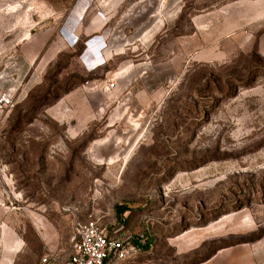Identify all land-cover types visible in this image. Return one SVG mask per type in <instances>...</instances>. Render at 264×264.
Wrapping results in <instances>:
<instances>
[{
    "label": "rangeland",
    "instance_id": "374dc122",
    "mask_svg": "<svg viewBox=\"0 0 264 264\" xmlns=\"http://www.w3.org/2000/svg\"><path fill=\"white\" fill-rule=\"evenodd\" d=\"M76 2L0 0V264L95 209L117 264H264V0Z\"/></svg>",
    "mask_w": 264,
    "mask_h": 264
},
{
    "label": "built area",
    "instance_id": "2783aa9c",
    "mask_svg": "<svg viewBox=\"0 0 264 264\" xmlns=\"http://www.w3.org/2000/svg\"><path fill=\"white\" fill-rule=\"evenodd\" d=\"M115 82L106 85L107 90ZM106 214L95 209L92 215L75 224L69 248H61L46 254L41 264H117L135 257L144 242V235L110 231L103 226Z\"/></svg>",
    "mask_w": 264,
    "mask_h": 264
},
{
    "label": "crops",
    "instance_id": "0c3cea01",
    "mask_svg": "<svg viewBox=\"0 0 264 264\" xmlns=\"http://www.w3.org/2000/svg\"><path fill=\"white\" fill-rule=\"evenodd\" d=\"M89 4H90V0H77V2L71 8V12H70L73 14V20H76V19L80 18L81 16H83L89 7ZM85 20H86V22L89 23V25L92 22L94 23V21H98L97 25H95L93 27L89 26L87 28L88 33H85V34L89 37L98 33L100 31V29H102V27L104 26L103 15L95 9L93 12L89 11L86 14ZM90 27L92 29H90ZM103 43H104V37L97 35L95 38L89 40V42L86 45L87 46L89 45L96 53H100L101 52V46L103 45ZM87 57H89V55H87ZM93 58H94V56H93Z\"/></svg>",
    "mask_w": 264,
    "mask_h": 264
},
{
    "label": "trees",
    "instance_id": "16d2710c",
    "mask_svg": "<svg viewBox=\"0 0 264 264\" xmlns=\"http://www.w3.org/2000/svg\"><path fill=\"white\" fill-rule=\"evenodd\" d=\"M127 211L126 205H118L117 206V213L120 217ZM149 247V245H147ZM106 264H108V260H106Z\"/></svg>",
    "mask_w": 264,
    "mask_h": 264
},
{
    "label": "bare ground",
    "instance_id": "6f19581e",
    "mask_svg": "<svg viewBox=\"0 0 264 264\" xmlns=\"http://www.w3.org/2000/svg\"><path fill=\"white\" fill-rule=\"evenodd\" d=\"M20 4H21V3H20ZM17 5H18V4H17ZM17 5H16V6H17ZM8 7H10V6H8ZM8 7H7V8H8ZM12 7H13V5H12ZM16 11H17V7H13V8H10L8 12L11 13V12H16ZM21 243H22L21 241H18V242L16 243V247H15V249H18V248L20 247ZM10 246H11V245H10ZM12 260H13V259H12Z\"/></svg>",
    "mask_w": 264,
    "mask_h": 264
}]
</instances>
